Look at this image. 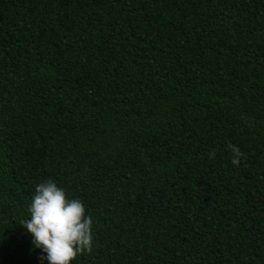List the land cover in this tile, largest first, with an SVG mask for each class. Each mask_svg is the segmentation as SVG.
<instances>
[{"label":"trees","instance_id":"16d2710c","mask_svg":"<svg viewBox=\"0 0 264 264\" xmlns=\"http://www.w3.org/2000/svg\"><path fill=\"white\" fill-rule=\"evenodd\" d=\"M46 178L71 264H264V0H0V264Z\"/></svg>","mask_w":264,"mask_h":264},{"label":"clouds","instance_id":"9594fccd","mask_svg":"<svg viewBox=\"0 0 264 264\" xmlns=\"http://www.w3.org/2000/svg\"><path fill=\"white\" fill-rule=\"evenodd\" d=\"M231 163L236 165L242 153L229 143ZM215 158V150L208 154ZM27 218L19 223L31 236L33 248L40 249V259L47 264H71L81 252L92 245V220L85 214L79 198H69L65 190L51 178L36 183L34 194L27 205Z\"/></svg>","mask_w":264,"mask_h":264}]
</instances>
